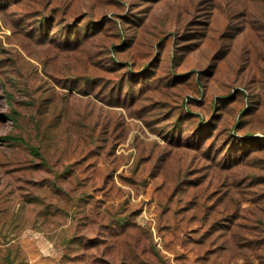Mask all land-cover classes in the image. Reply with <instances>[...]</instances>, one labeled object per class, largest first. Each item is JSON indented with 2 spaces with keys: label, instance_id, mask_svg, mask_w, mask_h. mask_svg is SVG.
<instances>
[{
  "label": "rangeland",
  "instance_id": "374dc122",
  "mask_svg": "<svg viewBox=\"0 0 264 264\" xmlns=\"http://www.w3.org/2000/svg\"><path fill=\"white\" fill-rule=\"evenodd\" d=\"M245 136L264 0H0V264H264Z\"/></svg>",
  "mask_w": 264,
  "mask_h": 264
},
{
  "label": "trees",
  "instance_id": "16d2710c",
  "mask_svg": "<svg viewBox=\"0 0 264 264\" xmlns=\"http://www.w3.org/2000/svg\"><path fill=\"white\" fill-rule=\"evenodd\" d=\"M255 140H256V142L257 143H260V141L263 143L264 142V138H259V137H249V136H245L244 138H243V142L245 141V143L246 144H248V145H250L249 143L251 142V141H254L255 142ZM258 140V141H257Z\"/></svg>",
  "mask_w": 264,
  "mask_h": 264
}]
</instances>
